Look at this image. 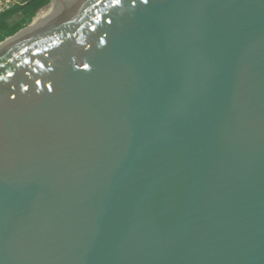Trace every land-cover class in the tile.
Instances as JSON below:
<instances>
[{
    "label": "water",
    "instance_id": "obj_1",
    "mask_svg": "<svg viewBox=\"0 0 264 264\" xmlns=\"http://www.w3.org/2000/svg\"><path fill=\"white\" fill-rule=\"evenodd\" d=\"M58 12L0 41V264H264V0Z\"/></svg>",
    "mask_w": 264,
    "mask_h": 264
},
{
    "label": "trees",
    "instance_id": "obj_2",
    "mask_svg": "<svg viewBox=\"0 0 264 264\" xmlns=\"http://www.w3.org/2000/svg\"><path fill=\"white\" fill-rule=\"evenodd\" d=\"M21 1L0 14V41L30 22L36 11L49 2V0ZM15 15L18 16L17 19L14 18Z\"/></svg>",
    "mask_w": 264,
    "mask_h": 264
},
{
    "label": "bare ground",
    "instance_id": "obj_3",
    "mask_svg": "<svg viewBox=\"0 0 264 264\" xmlns=\"http://www.w3.org/2000/svg\"><path fill=\"white\" fill-rule=\"evenodd\" d=\"M75 0H49L47 6H44L40 10H38L33 18L32 22L17 35L27 34L29 31L33 30V28L45 23L47 20L51 19L54 15L58 13L60 10L67 9ZM66 7V8H65ZM65 8V9H64ZM17 37V36H15ZM12 39L9 38L5 42L0 43V49L7 45Z\"/></svg>",
    "mask_w": 264,
    "mask_h": 264
},
{
    "label": "built area",
    "instance_id": "obj_4",
    "mask_svg": "<svg viewBox=\"0 0 264 264\" xmlns=\"http://www.w3.org/2000/svg\"><path fill=\"white\" fill-rule=\"evenodd\" d=\"M21 0H0V14L11 9L15 4H19Z\"/></svg>",
    "mask_w": 264,
    "mask_h": 264
},
{
    "label": "rangeland",
    "instance_id": "obj_5",
    "mask_svg": "<svg viewBox=\"0 0 264 264\" xmlns=\"http://www.w3.org/2000/svg\"><path fill=\"white\" fill-rule=\"evenodd\" d=\"M21 2H22V1H21ZM21 2H20V3H21ZM46 6H47V5H46ZM65 8H66V7H65ZM65 8H64V9H65ZM58 13H59V12H58ZM17 17H18V16H16V15L14 16L15 19H17Z\"/></svg>",
    "mask_w": 264,
    "mask_h": 264
},
{
    "label": "snow or ice",
    "instance_id": "obj_6",
    "mask_svg": "<svg viewBox=\"0 0 264 264\" xmlns=\"http://www.w3.org/2000/svg\"><path fill=\"white\" fill-rule=\"evenodd\" d=\"M115 2H116V3H119V2H120V0H115Z\"/></svg>",
    "mask_w": 264,
    "mask_h": 264
}]
</instances>
